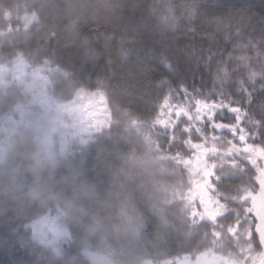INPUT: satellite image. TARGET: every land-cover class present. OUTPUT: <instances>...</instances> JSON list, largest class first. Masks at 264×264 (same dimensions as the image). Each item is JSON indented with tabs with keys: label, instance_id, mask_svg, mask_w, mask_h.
Instances as JSON below:
<instances>
[{
	"label": "trees",
	"instance_id": "1",
	"mask_svg": "<svg viewBox=\"0 0 264 264\" xmlns=\"http://www.w3.org/2000/svg\"><path fill=\"white\" fill-rule=\"evenodd\" d=\"M34 8L38 27L0 48V127L36 125L39 96L13 76L16 62L65 98L100 92L109 123L71 140L69 158L98 193L85 206L137 230V264L213 240L218 251L237 241L258 248L264 0H36ZM233 103L244 111L233 114ZM196 160L209 168L207 202L185 207L171 192L186 194ZM59 216L55 206L19 211L0 196V264H55L57 246L82 260L80 225L58 224L66 233L57 242L38 230Z\"/></svg>",
	"mask_w": 264,
	"mask_h": 264
},
{
	"label": "clouds",
	"instance_id": "2",
	"mask_svg": "<svg viewBox=\"0 0 264 264\" xmlns=\"http://www.w3.org/2000/svg\"><path fill=\"white\" fill-rule=\"evenodd\" d=\"M69 157L62 130L33 124L0 127V196L14 200L19 211L55 206L60 210L57 224L82 227L83 259L68 257L57 246L51 252L55 264H137V230L116 226L85 206L98 201V193Z\"/></svg>",
	"mask_w": 264,
	"mask_h": 264
},
{
	"label": "rangeland",
	"instance_id": "3",
	"mask_svg": "<svg viewBox=\"0 0 264 264\" xmlns=\"http://www.w3.org/2000/svg\"><path fill=\"white\" fill-rule=\"evenodd\" d=\"M35 3L36 0H0V33L2 32V35H0V48L16 40L20 33L27 35L38 27L34 8ZM10 25L13 28L8 32L7 27H10ZM14 67L16 73L14 72L13 76L17 75L23 82H28L27 90L33 94L37 93L39 96L37 98L34 95L32 96L33 101L39 104L36 125L43 126L53 132L62 130L67 141V147L71 140L77 138L86 141L90 138L88 134L93 130L108 125L109 110L102 93L81 91L68 99L63 94L47 90L45 80L42 77L40 78L39 72L27 69V65L23 61L16 62ZM4 69L0 65V81L4 78ZM31 74L38 76L39 79L30 78ZM192 164L193 178L190 180L189 190L185 191L186 194L184 195L178 188L171 192L180 195L185 207L189 205V199L193 204L198 202L195 201L198 199L201 200V203L207 202L205 198L209 191L207 190L209 168L204 166L203 161L198 162L196 160ZM181 187L184 190L186 189V186L181 185ZM256 198L257 203L253 204L252 209L258 217V229L256 230L260 236L258 248H255L252 242L242 245V241H237L236 250L218 251L217 246L222 242L213 240V243H210L211 246L207 245L205 248L189 254L183 253L169 261L146 259L149 260L146 264H264V185H262L260 194ZM217 210L219 209L213 208L215 214ZM38 228V230L45 231V234H53L55 242L65 237L66 231L59 227L57 223L53 222V225L41 223Z\"/></svg>",
	"mask_w": 264,
	"mask_h": 264
},
{
	"label": "snow or ice",
	"instance_id": "4",
	"mask_svg": "<svg viewBox=\"0 0 264 264\" xmlns=\"http://www.w3.org/2000/svg\"><path fill=\"white\" fill-rule=\"evenodd\" d=\"M247 59V57L246 56H243V57H241V60L243 61V60H246ZM223 74L224 75H227V71L226 70H223ZM251 75H255V73H252ZM200 103H202V104H207L208 102L207 101H201ZM214 103V102H213ZM230 109H231V111L233 112V114H235V113H237V112H242V111H244V109L241 107V105L239 104V103H233V104H231L230 106ZM237 119H239V118H237ZM242 122V121H241Z\"/></svg>",
	"mask_w": 264,
	"mask_h": 264
}]
</instances>
